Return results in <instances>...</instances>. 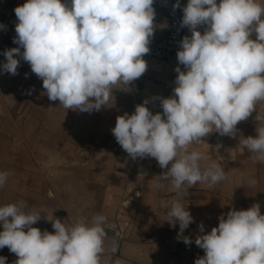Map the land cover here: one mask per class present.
Here are the masks:
<instances>
[{
  "label": "clouds",
  "instance_id": "obj_1",
  "mask_svg": "<svg viewBox=\"0 0 264 264\" xmlns=\"http://www.w3.org/2000/svg\"><path fill=\"white\" fill-rule=\"evenodd\" d=\"M153 5L154 0H26L14 9L13 43L19 47L3 52L0 71L17 75L19 56L42 80L50 101L66 110L99 111L112 99L114 85L127 87L146 72ZM180 7L177 0L173 8ZM182 12L181 27L191 35L182 38L176 53L173 95L159 98L162 112L155 114L146 99L132 114L117 116L111 130L133 160L151 157L166 169L158 177L176 195L165 221L173 227L178 222V235L194 222L182 202L187 189L197 183L212 187L226 178L220 164L202 166L207 157L190 145L213 132L234 138L237 125L264 101V4L188 0ZM256 120V136H241L239 144L253 153V162L264 163V117L257 113ZM9 175L0 172V187ZM160 181L153 186L163 188ZM41 218L24 201L0 206V249L17 256L14 264H101L106 216L97 214L91 222L81 217L72 224L48 219L54 232L33 227ZM198 227L202 234L194 243L204 255L195 264H264V214L258 203L221 215L206 234L202 223ZM116 250L113 241L111 251ZM6 260L0 256V264Z\"/></svg>",
  "mask_w": 264,
  "mask_h": 264
},
{
  "label": "crops",
  "instance_id": "obj_2",
  "mask_svg": "<svg viewBox=\"0 0 264 264\" xmlns=\"http://www.w3.org/2000/svg\"><path fill=\"white\" fill-rule=\"evenodd\" d=\"M180 1L184 6L188 2ZM25 2L0 0V24L4 25L0 28V65L6 62V49L19 47L13 43L14 9ZM154 24L151 43L167 33V19L161 12L155 13ZM16 58L20 60L17 75L0 71V172L10 173L0 187V206L26 202L28 208L41 212V220L33 227L49 232H54L51 219L72 224L81 217L91 222L101 214L107 217L102 258H111L113 264H185L174 250L179 224L173 227L165 221L176 195L171 184L158 177L166 169L151 157L133 160L111 131L117 116L132 114L146 99L154 101L148 108L157 113L153 106L159 94L173 95L177 66L143 57L148 67L139 79L127 87L114 85L112 99L99 111L81 112L50 101L42 80L27 62ZM256 110L237 125L234 138L213 132L201 138L203 142L190 145V150L207 157L202 166L218 163L226 178L212 187L197 183L187 189L182 202L194 222L184 232L197 237L202 234L198 227L202 223L206 234L218 226L221 215L226 218L229 211L247 210L256 203L264 214V163L253 162V153L239 144L241 136H256V116L264 117V101L257 103ZM251 180L256 184L250 185ZM157 181L164 187L155 188ZM113 241L117 244L114 255ZM0 256L7 258L6 264L17 260L7 247L0 249Z\"/></svg>",
  "mask_w": 264,
  "mask_h": 264
},
{
  "label": "built area",
  "instance_id": "obj_3",
  "mask_svg": "<svg viewBox=\"0 0 264 264\" xmlns=\"http://www.w3.org/2000/svg\"><path fill=\"white\" fill-rule=\"evenodd\" d=\"M176 3L175 0H154V9L155 13L161 12L167 19V33L163 39L156 43H150V51L145 57H154L157 59H161L166 61L170 66H178V60L176 53L180 47V41L185 35L190 36L191 33L187 27H181V20L183 16L182 7L174 9L173 5ZM202 30V26L198 29ZM162 98H167L168 96L159 94ZM155 109L158 112L161 111L159 109L160 100L156 101ZM138 196V193H135ZM184 237H189L192 240L191 244H185L183 242ZM195 236L190 232H184L179 236L178 243L175 247V252L184 258L185 264H195V260L198 257H202L204 255L203 249L199 248L195 245ZM115 252L111 251V254H115ZM101 264H113L111 258L101 259Z\"/></svg>",
  "mask_w": 264,
  "mask_h": 264
},
{
  "label": "rangeland",
  "instance_id": "obj_4",
  "mask_svg": "<svg viewBox=\"0 0 264 264\" xmlns=\"http://www.w3.org/2000/svg\"><path fill=\"white\" fill-rule=\"evenodd\" d=\"M64 2L65 3H69L70 2V0H64ZM152 39H153V37H152ZM145 57V56H144ZM149 58H154V57H149ZM155 59H157V58H155ZM143 98H144V96H143ZM154 103V101H149V103L146 105L147 107H150L152 104Z\"/></svg>",
  "mask_w": 264,
  "mask_h": 264
},
{
  "label": "water",
  "instance_id": "obj_5",
  "mask_svg": "<svg viewBox=\"0 0 264 264\" xmlns=\"http://www.w3.org/2000/svg\"><path fill=\"white\" fill-rule=\"evenodd\" d=\"M177 2V0H175ZM180 6L183 8L184 5L181 3V1L179 0Z\"/></svg>",
  "mask_w": 264,
  "mask_h": 264
}]
</instances>
